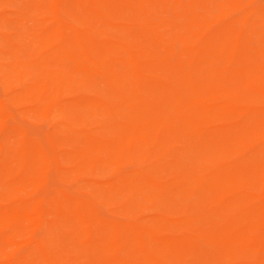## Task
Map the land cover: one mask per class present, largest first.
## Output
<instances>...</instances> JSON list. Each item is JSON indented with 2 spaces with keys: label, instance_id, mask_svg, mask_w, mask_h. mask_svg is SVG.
I'll return each mask as SVG.
<instances>
[{
  "label": "bare ground",
  "instance_id": "6f19581e",
  "mask_svg": "<svg viewBox=\"0 0 264 264\" xmlns=\"http://www.w3.org/2000/svg\"><path fill=\"white\" fill-rule=\"evenodd\" d=\"M35 1L39 4L40 14L45 12V9L51 13V26L47 31L37 33L31 38L32 46L30 47H36L41 53L38 61L29 58L18 60L13 69L7 72L0 68V88H3L6 93V100L0 95V113H4L6 117L13 116L10 109L14 100L11 90L28 82L21 92V98L25 100L33 98L38 104L39 113L51 121L69 120L68 125L60 126L64 132L79 135L80 125L85 123L82 118L85 114L98 116L114 112L129 117L124 124H110L109 130L115 133L112 145L122 150L118 156L119 160L123 163L134 162L139 169L128 174L118 173L110 182L103 185L96 184L108 193L109 201L112 200L110 197L112 193H137L152 198L157 194L169 192V185L160 177L149 175L148 170L155 167L161 169L165 155L171 151L176 142L175 137L160 139L162 132L175 129L178 134L184 135L190 128L200 125V121L190 119L187 114L192 112L191 114L199 118L208 112L212 113L214 118L222 116L223 113L249 115L248 105L235 101L231 97H219L212 92L227 82L248 87L255 82L259 83L264 76V58H259L264 52V5L253 6L249 0L250 3H246L247 7L242 15L228 18L229 9L243 4L246 0H213L214 3L219 4L218 14L211 17L198 15L197 24L194 27L183 28L184 30L177 32L174 38H168L162 34L155 23L145 21L139 25L136 37H140L141 41L148 43L151 47H166L170 51L172 47H175L176 40L183 47H188L187 39L193 38L192 51L200 58L198 69L210 66V73L205 79L187 91L179 92L167 86L168 82L164 84L156 78H147L149 66L140 64V59L146 52L141 42L134 43L126 39L106 41L97 38L100 29L95 24L99 25L103 20H107L111 25L114 19L112 7H129L134 0H70L86 2L82 10L89 13L92 19L91 23L83 22L86 26H83L78 19L69 21L66 16L60 14L57 7L60 0ZM138 1L151 2L155 5L163 4L166 8L181 6V0ZM227 5L229 9H226ZM214 26L220 28L219 31L214 32ZM126 27V30L130 28V26ZM227 28H230V31L224 34L223 31ZM2 39L5 40L3 36ZM12 47H25V45L19 41V45ZM240 52L245 56L237 58L236 54ZM165 63L171 67H178L171 60ZM69 64H72L70 69H68ZM117 71L121 74L119 75ZM75 75L83 78L75 79ZM100 77H104L108 84L114 86L108 96L64 99L74 88L86 86L85 78L98 80ZM158 83L163 85L166 91L162 100L147 90ZM138 88H144L147 93L143 94ZM149 90L153 92L152 89ZM214 100L218 102L217 105L211 103ZM161 102L167 108H158ZM238 102L237 107L235 103ZM178 114H181L179 118L175 117ZM74 116L77 117L74 118ZM0 129H8L7 123L1 116ZM263 131L264 119L258 122L249 120L220 130L205 131L202 137L207 138L211 148L222 150L223 145H232L243 138L264 136ZM14 132L18 138L17 148L11 151L10 158L0 157V173L31 171L37 166L41 167L47 176L49 173L61 171L62 162L56 152L49 153L38 140L27 141L26 133L22 129H16ZM80 133L79 138L85 142L86 148L72 153V156L84 157L89 162L100 160L112 162L117 159V153H110L111 150L107 149L110 144L98 143L93 131L83 130ZM190 138L193 140L195 136ZM135 140L142 141L146 145L134 151L124 149L126 143ZM152 142H157L158 147L150 148L147 144ZM202 145L200 143L194 146L197 153H200L201 167L194 168L197 170L178 179L176 186L184 195L214 189L221 199L214 212L222 215L224 221L214 236L205 229L190 228L189 232H185L177 239V245L206 242L219 249L224 257L228 256L229 247L226 241L230 239L226 238L225 232L230 227L242 232L239 234L240 239L252 240L247 247L251 246L250 248L255 252L263 251L264 232L256 234L264 228V193L251 199L259 202V208L250 214L244 212V208L249 203L245 198H224L220 194L227 187L242 184L244 171L264 178V161L258 160L255 156L249 162H239L229 166L222 159H215L214 156L209 155L206 147ZM1 151H3L2 146H0ZM185 154L186 151L177 152L176 160H183ZM121 162L119 163L122 164ZM48 183L46 176H42L38 181V185L42 186H47ZM98 201L101 199L97 196L93 201L83 200L58 190L56 194L48 198L34 199L25 206L4 210L0 208V229L3 224L17 220L30 223L36 221L44 229V218L47 214L56 215L61 212L68 213V216L72 214L75 227L71 230L67 228V235L76 236L77 244L79 243L82 247L92 246L95 253L99 254L98 264H138L129 253L124 256L118 254L120 249L129 248V244H139V240L134 238L136 235L143 234L155 241L150 242L148 246L152 243L156 245L162 243V247H167L171 243L162 242L158 238L154 239L156 233L161 232L166 225L190 227L198 217L196 213L190 212L185 218L175 222H169L159 216L156 218V224L140 220L121 224L101 217L96 209ZM93 228L103 229L107 233L106 239L98 238L96 241L87 242ZM253 236H255L254 240L251 238ZM53 238L48 231L40 236L33 232L27 242L35 249L32 257L30 254L19 256V243L4 240L12 248L11 252L3 254L4 258H7L4 264H59L61 257L57 253ZM155 261L150 258L146 264H155ZM252 264H264V258L254 259Z\"/></svg>",
  "mask_w": 264,
  "mask_h": 264
},
{
  "label": "rangeland",
  "instance_id": "374dc122",
  "mask_svg": "<svg viewBox=\"0 0 264 264\" xmlns=\"http://www.w3.org/2000/svg\"><path fill=\"white\" fill-rule=\"evenodd\" d=\"M248 2L250 3L249 0H246L243 4L232 9H229L227 5L226 9L230 10L227 17L236 18L242 15ZM85 4L86 2L60 0L57 7L60 14L66 16L67 20L78 19L83 26H86L83 22L91 23L92 19H90L89 13L82 10V6ZM251 4L258 7L260 5L261 7L264 5V0H251ZM38 6L39 4L35 0H0V45L2 46L0 47V68L6 72L13 69L18 60L29 58L38 61L41 58V53L37 51V48L30 47L32 46L31 38L33 35L47 31L50 28L51 13L45 9V12L40 14ZM112 9L114 19L111 25L107 20H103L99 25L95 24L100 29L97 38L106 41L126 39L134 43L141 42L145 46L143 48L146 52L140 59V64L149 66L147 78H156L164 84L168 82L167 86L174 91L184 92L196 86L197 83L209 75V65L200 70L198 69L200 58L192 51L194 48L193 38L189 37L187 39L188 47H183L176 40L175 47L168 51L166 47H151L148 43L141 41L140 37H136V34L139 25L147 21L155 23L159 27V31L168 38H174L173 36L180 30H184L183 28L194 27L197 24L196 17L198 15L211 17L218 14V2L214 3L213 0L206 2L202 0H181L180 7L171 6L166 8L163 4L155 5L151 2L134 0L129 7L115 6ZM189 10L190 12H188ZM126 26H130V28L126 30ZM219 29L216 26L213 27L214 32L219 31ZM229 31L230 28H227L224 29L223 33H229ZM2 36L5 39L4 41ZM19 41L25 47H12L19 45ZM241 53H237L236 57L245 56ZM259 58H264V52ZM167 60H171L178 67L167 65L165 63ZM69 66L68 69L72 67V64H69ZM117 72L119 75L121 74L120 71ZM75 76V79L80 80L83 78L80 75ZM85 81L86 86L74 88L64 99H79L97 95L108 96L110 91L114 89V86L108 84L104 77H100L98 80L85 78ZM27 85L28 82L11 90L14 97L13 104L10 105L13 116L8 115L6 117L4 113H0L2 120L8 125L6 131L0 129V146L3 148L0 157H11V151L15 147L17 148L18 138L14 130L22 129L26 133L27 141L38 140L42 142L49 153L56 152L59 155L62 162L61 171L59 173H49L50 175L47 176L42 171L43 169L37 166L31 171H14L11 174L0 173L1 210L25 206L33 202L34 199L48 198L56 194L58 190H62L83 200L93 201L95 196L100 197L101 201L96 203L97 213L103 218L121 224L135 220L150 221L156 224V218L159 216L164 217L169 222H175L185 218L190 212H194L198 217L191 225L193 227L166 225L161 232L154 235V239L158 238L162 242L171 243L169 246L162 247V243L159 245L153 244L155 242L153 239L138 234L134 238L139 240V244H129V248L120 249L118 254L124 256L129 253L138 264H146L150 258L156 260L155 264H252L254 259L264 258V250L255 252L250 248L251 246L247 247V244L252 243V240L244 241L240 239L239 234L242 232L239 229L236 230L230 227L225 232L226 238L230 239L226 241L229 249L228 256L225 257L219 249L206 242L182 245H177L176 242L185 232H189L190 228H195L193 230L205 229L214 236L224 221L222 215L214 212V209L220 203L219 200H221L214 189L184 195L182 190L176 186L178 179L191 171L197 170L194 168L201 167L200 153L195 150V145L202 143L209 155L214 156L215 159H222L229 166L239 162H249L255 156L258 160L264 161V136L243 138L232 145H223L222 150L211 148L207 138L202 137L205 131L220 130L249 120L258 122V120L264 119V76L261 77L259 83L255 82L248 87L227 82L212 92L219 97H231L235 101L248 105L249 115L223 113L222 116L214 118L211 115L212 113L208 112L199 118L191 112L187 116L194 121H200V125L190 128L184 135L178 134L175 129L160 134V139L175 137L176 142L171 151L165 153L166 158L161 169L152 168L148 170V174L160 177L164 183L169 185L168 193L157 194L152 198L137 193H112L110 194L111 201H109L108 193L98 185L110 182L118 173L128 174L139 169L134 162L123 163L119 160L118 156H120L122 150L112 145L115 133L109 130L110 124H124L129 117L114 112L98 116L83 115L82 118L85 123L80 125L79 135L81 134L80 131L91 130L94 132V138L98 143L106 144L108 142L110 145L107 146V149L111 150L110 153H117V159L112 162L106 160L89 162L84 157L72 156V153L85 149L86 146L78 134L64 132L60 129L61 125H68L69 120L51 121L39 113L38 104L33 98L27 100L21 98V92ZM149 89H152L153 92ZM138 90L142 91L143 94L147 93L144 88H138ZM147 90L159 100H162L166 95L163 85L159 83L154 87L147 88ZM0 95L2 99L6 100V93L3 88H0ZM239 102L235 103L237 107ZM211 103L218 104L216 100ZM158 108L167 107L161 102L158 104ZM180 115L178 114L175 117L179 118ZM193 135L195 138L191 140L190 137H193ZM145 145L144 142L135 140L126 143L124 149L134 151ZM147 145L150 148L158 147L157 142L148 143ZM179 151H186V156L183 160L177 161L175 154ZM42 176L47 177L49 186L38 185V181ZM242 177V184L227 187L220 195L224 198H245L249 203L244 208V212L250 214L259 208V202L251 199L264 193V178L252 175L248 171H244ZM15 190L17 192L13 193ZM186 211H188L187 214H185ZM63 224H66V226H63ZM34 225H36L34 228L31 227ZM74 227V216L72 214L68 216V213L64 212L56 215L47 214L44 218V229L36 221L30 223L17 220L5 223L0 229V254L2 255L0 256V264L6 263L7 258H4V255L12 251V248L4 240L19 243V256L30 254L32 257L35 249L27 244L29 236L33 232L40 236L45 231L50 232L54 237L57 253L61 257L59 264H98L97 261L100 260V257L99 254L95 253L92 246L82 247L79 243L77 244L76 236L69 237L67 235V228L71 230ZM263 232L264 228L256 235ZM106 237L107 233L103 229L93 228L86 241L93 242L98 238L106 239ZM251 238L254 240L255 236ZM150 242L153 243L148 246Z\"/></svg>",
  "mask_w": 264,
  "mask_h": 264
}]
</instances>
